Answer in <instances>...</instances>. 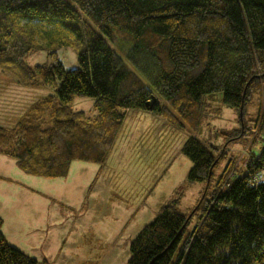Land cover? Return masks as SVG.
<instances>
[{
  "label": "trees",
  "instance_id": "1",
  "mask_svg": "<svg viewBox=\"0 0 264 264\" xmlns=\"http://www.w3.org/2000/svg\"><path fill=\"white\" fill-rule=\"evenodd\" d=\"M61 46L76 51L75 68L58 59ZM38 50L51 62L27 65L24 57ZM0 68L55 92L13 126L0 125V154L26 174L59 178L73 161L105 164L129 110L197 131L206 95L220 94L240 114L242 129L225 134L235 140L246 135V107L263 93L264 0H0ZM75 96L93 98L95 114L74 110ZM214 149L196 136L185 140L189 184L209 185ZM244 167L205 191L190 216L178 196L161 204L131 240L129 264H264V148ZM2 225L0 217V264H47L9 244Z\"/></svg>",
  "mask_w": 264,
  "mask_h": 264
},
{
  "label": "rangeland",
  "instance_id": "2",
  "mask_svg": "<svg viewBox=\"0 0 264 264\" xmlns=\"http://www.w3.org/2000/svg\"><path fill=\"white\" fill-rule=\"evenodd\" d=\"M55 51L65 69L77 66L72 47ZM48 52H30L24 61L31 67L50 63ZM54 93L50 87L24 86L0 68V125L13 126L30 104ZM204 99L206 116L197 131L176 127L158 114L152 113L153 118L143 112L141 117L129 110L106 163L73 161L66 177L26 174L13 158L0 154V217L7 242L47 264H129L131 240L155 218L161 204L178 196V208L190 216L205 191L242 175L245 161L264 148V87L246 107V135L235 140L227 141L225 134L242 129L238 111L224 104L220 94ZM72 108L87 116L96 112L91 97L75 96ZM189 136L215 147L219 159L209 185L186 180L191 163L181 147ZM259 174L264 180V168ZM195 221L196 215L184 236Z\"/></svg>",
  "mask_w": 264,
  "mask_h": 264
},
{
  "label": "water",
  "instance_id": "3",
  "mask_svg": "<svg viewBox=\"0 0 264 264\" xmlns=\"http://www.w3.org/2000/svg\"><path fill=\"white\" fill-rule=\"evenodd\" d=\"M157 98L155 96H152L151 99L147 102L148 107H152L154 103H156Z\"/></svg>",
  "mask_w": 264,
  "mask_h": 264
},
{
  "label": "crops",
  "instance_id": "4",
  "mask_svg": "<svg viewBox=\"0 0 264 264\" xmlns=\"http://www.w3.org/2000/svg\"><path fill=\"white\" fill-rule=\"evenodd\" d=\"M132 112H139V113H137V114H139V116H141V117H143V112H148V113H150L151 114V116H153V118H154V115L152 114V112H149V111H133L132 110ZM156 118V117H155ZM115 142H116V140H115ZM115 144V143H114ZM16 164V163H15ZM17 166V165H16ZM18 167V166H17Z\"/></svg>",
  "mask_w": 264,
  "mask_h": 264
},
{
  "label": "built area",
  "instance_id": "5",
  "mask_svg": "<svg viewBox=\"0 0 264 264\" xmlns=\"http://www.w3.org/2000/svg\"><path fill=\"white\" fill-rule=\"evenodd\" d=\"M258 177H259V176H254L253 180H256V179H258Z\"/></svg>",
  "mask_w": 264,
  "mask_h": 264
}]
</instances>
